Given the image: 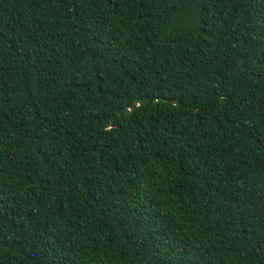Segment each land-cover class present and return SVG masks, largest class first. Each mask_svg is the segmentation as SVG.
Segmentation results:
<instances>
[{"label": "trees", "instance_id": "1", "mask_svg": "<svg viewBox=\"0 0 264 264\" xmlns=\"http://www.w3.org/2000/svg\"><path fill=\"white\" fill-rule=\"evenodd\" d=\"M0 264H264V0H0Z\"/></svg>", "mask_w": 264, "mask_h": 264}]
</instances>
